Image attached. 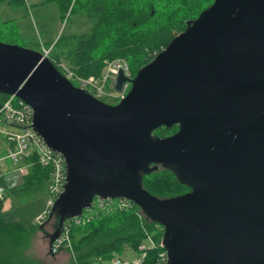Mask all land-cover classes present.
<instances>
[{"label": "water", "instance_id": "water-1", "mask_svg": "<svg viewBox=\"0 0 264 264\" xmlns=\"http://www.w3.org/2000/svg\"><path fill=\"white\" fill-rule=\"evenodd\" d=\"M264 0H215L112 105L75 86L41 52L0 42V95L34 111L33 129L65 159L55 232L95 199H126L164 235L167 264H264ZM1 109V102H0ZM179 131L161 138L160 128ZM162 166L187 186L160 199Z\"/></svg>", "mask_w": 264, "mask_h": 264}, {"label": "trees", "instance_id": "trees-1", "mask_svg": "<svg viewBox=\"0 0 264 264\" xmlns=\"http://www.w3.org/2000/svg\"><path fill=\"white\" fill-rule=\"evenodd\" d=\"M41 4H57L63 17L81 12L94 22L87 34L76 37L60 36L52 47L50 60L64 75L62 62H67L75 77L99 78L107 63L125 60L132 77L153 61L182 32L188 24L209 8L215 0H40ZM19 8L29 0H0L1 3ZM13 21V20H12ZM12 21L0 23V36L15 34ZM8 96L0 95V102ZM179 129L160 128L154 132L161 138L175 134ZM23 184L9 191V195L31 198L47 192L50 171L32 160ZM143 187L151 195L169 199L186 194L190 189L181 184L175 174L162 167L143 177ZM117 201L118 199H113ZM5 197H0V264H41L28 255L32 240L38 233L49 236L46 226H26L6 222L4 219ZM124 209H97L91 207L79 217L65 221L62 232L69 224L72 256L69 264H97L114 257H126L138 253L139 247L149 237L155 247L147 251L143 264H157L164 230L150 220L144 212L129 201ZM52 254V253H51ZM55 255V254H52Z\"/></svg>", "mask_w": 264, "mask_h": 264}, {"label": "built area", "instance_id": "built-area-1", "mask_svg": "<svg viewBox=\"0 0 264 264\" xmlns=\"http://www.w3.org/2000/svg\"><path fill=\"white\" fill-rule=\"evenodd\" d=\"M52 48H43L41 52L44 57L50 58ZM64 76L67 77L75 86L84 89L96 99L106 102L112 101L119 103L129 92L130 84L126 83L122 92H116L114 86L120 71H123L127 78H133L128 63L125 60H116L107 63L106 69L101 77L81 78L75 77L69 68L62 66ZM107 103V102H106ZM34 111L30 105L16 96H8L1 102L0 109V137L7 142V149L0 155V177L7 171L12 170L24 177L29 173L32 160L43 168L50 171V181L47 187V206L44 213L37 217L39 225L44 224L51 216L52 209L63 194L67 183V170L64 157L50 149L42 137L33 129ZM8 127L12 128L11 130ZM4 194V189L0 188V196ZM92 207L97 209H124L130 207L129 200L112 199L94 200ZM91 209V208H90ZM89 209V210H90ZM78 223L81 220L73 218ZM59 238L53 243L50 251L58 254L61 250L72 249L70 239L69 224L65 227ZM162 246V243H161ZM155 243L149 237L148 241L139 247L138 253L132 254L131 259L126 257H114L111 264H143L147 251L154 248ZM163 247V246H162ZM164 248V247H163ZM167 252L160 254L157 264H167Z\"/></svg>", "mask_w": 264, "mask_h": 264}, {"label": "rangeland", "instance_id": "rangeland-1", "mask_svg": "<svg viewBox=\"0 0 264 264\" xmlns=\"http://www.w3.org/2000/svg\"><path fill=\"white\" fill-rule=\"evenodd\" d=\"M37 1L29 0V4L19 8L7 6L5 4L7 2L0 4V23L13 20L8 27L16 28L15 34L0 36V42L42 52L44 47L52 48L50 44L55 43L60 36L76 37L87 34L94 26V22L88 19L84 13L77 12L71 16L68 14L63 17L57 4H41ZM62 64L67 68L69 67L65 61ZM106 102L112 105L116 103L107 100ZM8 129L11 130L12 128L8 127ZM0 138L4 139L3 137ZM5 144L7 147V142L4 139V149ZM17 177L18 182H20L21 178ZM47 202L45 193L31 199L13 200L7 204L5 220L23 225H39L36 223L37 217L44 213ZM45 228L49 236L52 235L55 232V221H51ZM49 236L46 237L43 233L35 235L28 255L43 264H56L57 260L63 259L69 261L72 256L70 252L64 256H58V253L51 257L48 254ZM127 258L133 257L128 253ZM97 264L111 263L110 261H99Z\"/></svg>", "mask_w": 264, "mask_h": 264}, {"label": "crops", "instance_id": "crops-1", "mask_svg": "<svg viewBox=\"0 0 264 264\" xmlns=\"http://www.w3.org/2000/svg\"><path fill=\"white\" fill-rule=\"evenodd\" d=\"M37 2L41 3L40 0H38ZM7 6H10L9 4L5 3ZM11 7V6H10ZM6 144H5V149H4V139L0 138V155H2V152L4 154V152H6ZM19 176L21 178V181L18 182V177ZM23 178L22 176H20L19 174L17 175L16 172H13L12 170L10 171H7L4 175H2L0 177V188H3L4 189V194L2 195V197H5V201H4V208H3V214L5 216V212H6V209H7V204L11 201H16L18 199H31V198H20L16 195H9V191L15 187H19L23 184ZM45 194L47 195V192H45ZM37 196V195H36ZM1 197V196H0ZM5 219V217H4ZM6 222H8L7 220H5ZM12 223V222H11ZM25 225V224H24ZM32 225V224H31ZM26 226H30V225H26ZM48 254L53 257L54 255L51 254V251H50V245H48ZM68 254V251L66 250H61L58 254V256H64ZM41 264H43L42 262H40ZM56 264H69V261L67 260H57V263Z\"/></svg>", "mask_w": 264, "mask_h": 264}, {"label": "flooded vegetation", "instance_id": "flooded-vegetation-1", "mask_svg": "<svg viewBox=\"0 0 264 264\" xmlns=\"http://www.w3.org/2000/svg\"><path fill=\"white\" fill-rule=\"evenodd\" d=\"M250 14H251V15H254V16H260V15H261L262 17H264V11H260L259 8H258L256 5L254 6V8H253V10L250 12ZM178 131H179V129H178ZM178 131H177V132H178ZM177 132H176V133H177ZM176 133H175V134H176ZM172 135H174V134H172ZM172 135H170V136H172ZM168 137H169V136H168Z\"/></svg>", "mask_w": 264, "mask_h": 264}]
</instances>
